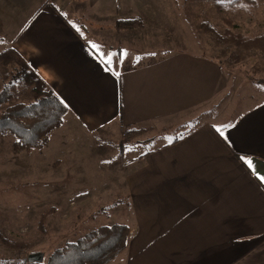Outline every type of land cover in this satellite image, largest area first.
<instances>
[{
  "label": "crops",
  "instance_id": "1",
  "mask_svg": "<svg viewBox=\"0 0 264 264\" xmlns=\"http://www.w3.org/2000/svg\"><path fill=\"white\" fill-rule=\"evenodd\" d=\"M0 6L7 19L1 33L13 36L23 70L42 93L52 90L63 101L60 119L89 131L167 122L223 94L224 67L187 47L184 37L178 42L169 0ZM118 18H140L145 29L116 31ZM119 47L162 53L133 63L135 57L115 53ZM125 183L119 223L129 228L127 244L107 264H264V99L227 123L202 122L153 149Z\"/></svg>",
  "mask_w": 264,
  "mask_h": 264
},
{
  "label": "rangeland",
  "instance_id": "2",
  "mask_svg": "<svg viewBox=\"0 0 264 264\" xmlns=\"http://www.w3.org/2000/svg\"><path fill=\"white\" fill-rule=\"evenodd\" d=\"M169 1L177 28L176 32L169 29V35L174 32L178 42L184 37L187 47L217 59L220 47L214 46L209 29L201 25L199 30L195 20L194 13L203 0ZM232 10L231 30L250 35L251 40L257 34L264 35V0H254L253 6L242 2ZM6 22L0 17V88L10 81L11 73L24 67L11 48L13 36L1 33ZM218 25L216 34L230 30L226 23ZM136 29H145V24ZM251 42L256 44L241 55L242 59L232 64L225 62L228 54L218 59L224 67L225 87L213 102L167 122L133 125L127 137L123 136L122 126L89 131L70 117H63L48 129L43 144L35 149L19 145L7 133L0 134V234L23 244L18 248L0 244V264L44 263L47 255L66 241L99 225L121 222L126 211L125 175L146 151L202 122L216 126L227 123L245 107L264 99V83L260 81L264 79V40ZM226 47L235 48L231 43ZM135 52L119 47L115 53L135 57L133 63L162 53L138 51L136 56ZM13 83L12 98L4 106L29 102L43 91L29 73L19 75Z\"/></svg>",
  "mask_w": 264,
  "mask_h": 264
},
{
  "label": "trees",
  "instance_id": "3",
  "mask_svg": "<svg viewBox=\"0 0 264 264\" xmlns=\"http://www.w3.org/2000/svg\"><path fill=\"white\" fill-rule=\"evenodd\" d=\"M242 2L252 6L254 4V0H203L202 7H199L194 13L198 29H201V25L209 29L207 32L212 33L214 46L220 47L216 60L228 54L225 59L227 64L242 59L241 55H246L248 49L256 44L251 41L264 40L263 34H257L251 40L250 35L239 34V32L230 29V17L234 14L232 9ZM219 22L226 23L230 30L226 32L223 30L224 34H216L214 29L215 27L220 29ZM143 26L140 18H118L112 25L116 31L142 28ZM201 33L204 34L202 30ZM229 43L233 44L235 48H227L226 45ZM243 49L245 53H243ZM16 74L22 75V77L26 76L24 70L14 72L11 74L10 81L0 88V134H9L21 146L39 148L44 142L48 129L59 122L61 115L67 111V107L52 90L34 96V99L29 102H15L4 106L12 98L13 81L19 76ZM260 81L264 83V79ZM132 126L122 127L124 137L128 136V129ZM190 131L174 136L162 146L179 141ZM152 150L146 151L143 156ZM128 234L129 229L126 224L99 225L88 230L82 236L54 248L47 255L44 263L37 264H107L126 247ZM0 244L9 248L23 246L22 243L3 238L1 234Z\"/></svg>",
  "mask_w": 264,
  "mask_h": 264
},
{
  "label": "snow or ice",
  "instance_id": "4",
  "mask_svg": "<svg viewBox=\"0 0 264 264\" xmlns=\"http://www.w3.org/2000/svg\"><path fill=\"white\" fill-rule=\"evenodd\" d=\"M94 47H97V46H94ZM108 60L109 61L111 60V57L110 56L108 57ZM221 135H223V132H221Z\"/></svg>",
  "mask_w": 264,
  "mask_h": 264
}]
</instances>
